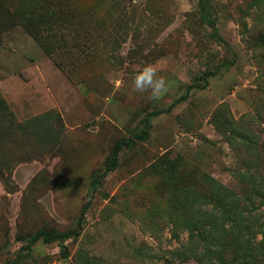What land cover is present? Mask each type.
I'll return each mask as SVG.
<instances>
[{"label": "rangeland", "instance_id": "obj_1", "mask_svg": "<svg viewBox=\"0 0 264 264\" xmlns=\"http://www.w3.org/2000/svg\"><path fill=\"white\" fill-rule=\"evenodd\" d=\"M51 1L55 52L0 34V264H264V0Z\"/></svg>", "mask_w": 264, "mask_h": 264}, {"label": "trees", "instance_id": "obj_2", "mask_svg": "<svg viewBox=\"0 0 264 264\" xmlns=\"http://www.w3.org/2000/svg\"><path fill=\"white\" fill-rule=\"evenodd\" d=\"M64 16L65 10L51 0H42L41 3L40 1H37L36 4L30 6L21 3L14 8L0 5V34L13 27L21 26L35 39L45 52L50 54L56 51L52 43L54 42L56 33L62 31L65 26ZM204 75L210 76L213 74L208 73ZM134 145V138L118 142L115 146L112 157L107 162L105 171L110 172L117 167V155L122 148H131ZM192 170L193 171L189 173V175L192 174L191 177L193 178L196 172H194V169ZM78 235L79 231L61 233L57 231L51 232L39 230L31 237L27 248L30 249L31 245L39 240H42L45 243H50L56 240L65 241L68 238L76 237Z\"/></svg>", "mask_w": 264, "mask_h": 264}, {"label": "clouds", "instance_id": "obj_3", "mask_svg": "<svg viewBox=\"0 0 264 264\" xmlns=\"http://www.w3.org/2000/svg\"><path fill=\"white\" fill-rule=\"evenodd\" d=\"M133 91L147 93L148 99L160 100L170 87L169 81L158 74V69L152 64H145L133 77Z\"/></svg>", "mask_w": 264, "mask_h": 264}]
</instances>
